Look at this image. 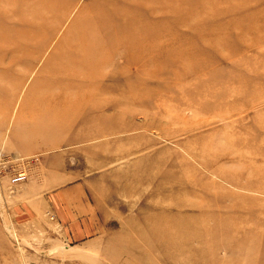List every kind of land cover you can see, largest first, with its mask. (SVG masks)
<instances>
[{"label": "rangeland", "instance_id": "obj_1", "mask_svg": "<svg viewBox=\"0 0 264 264\" xmlns=\"http://www.w3.org/2000/svg\"><path fill=\"white\" fill-rule=\"evenodd\" d=\"M0 154V264H264V0H0Z\"/></svg>", "mask_w": 264, "mask_h": 264}, {"label": "built area", "instance_id": "obj_2", "mask_svg": "<svg viewBox=\"0 0 264 264\" xmlns=\"http://www.w3.org/2000/svg\"><path fill=\"white\" fill-rule=\"evenodd\" d=\"M3 169H5V165L2 161V156L0 154V171H2ZM18 175H14V176H11L10 180H9V183L10 184H20V183H23L25 180H26V173L24 171H18L17 173Z\"/></svg>", "mask_w": 264, "mask_h": 264}, {"label": "bare ground", "instance_id": "obj_3", "mask_svg": "<svg viewBox=\"0 0 264 264\" xmlns=\"http://www.w3.org/2000/svg\"><path fill=\"white\" fill-rule=\"evenodd\" d=\"M44 50V49H43ZM42 51V50H41ZM25 172V171H24ZM26 173V172H25ZM16 176V175H15ZM26 179H27V176H26ZM21 184V183H20ZM10 185H12V186H16V185H18V184H16V185H14V184H10Z\"/></svg>", "mask_w": 264, "mask_h": 264}]
</instances>
